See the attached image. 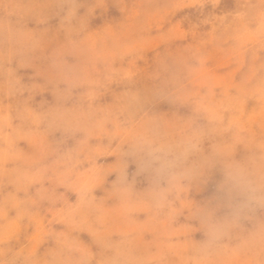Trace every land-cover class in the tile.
<instances>
[{
    "label": "rangeland",
    "instance_id": "obj_1",
    "mask_svg": "<svg viewBox=\"0 0 264 264\" xmlns=\"http://www.w3.org/2000/svg\"><path fill=\"white\" fill-rule=\"evenodd\" d=\"M0 264H264V0H0Z\"/></svg>",
    "mask_w": 264,
    "mask_h": 264
}]
</instances>
